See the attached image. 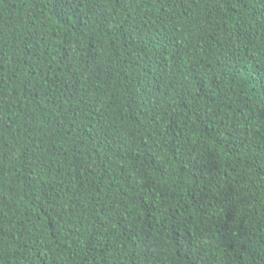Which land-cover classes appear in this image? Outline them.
Segmentation results:
<instances>
[{"label":"trees","instance_id":"trees-1","mask_svg":"<svg viewBox=\"0 0 264 264\" xmlns=\"http://www.w3.org/2000/svg\"><path fill=\"white\" fill-rule=\"evenodd\" d=\"M0 264H264V0H0Z\"/></svg>","mask_w":264,"mask_h":264}]
</instances>
